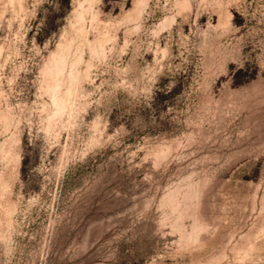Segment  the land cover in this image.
I'll return each instance as SVG.
<instances>
[{
    "label": "rangeland",
    "instance_id": "rangeland-1",
    "mask_svg": "<svg viewBox=\"0 0 264 264\" xmlns=\"http://www.w3.org/2000/svg\"><path fill=\"white\" fill-rule=\"evenodd\" d=\"M0 264H264V0H0Z\"/></svg>",
    "mask_w": 264,
    "mask_h": 264
},
{
    "label": "bare ground",
    "instance_id": "bare-ground-1",
    "mask_svg": "<svg viewBox=\"0 0 264 264\" xmlns=\"http://www.w3.org/2000/svg\"><path fill=\"white\" fill-rule=\"evenodd\" d=\"M88 10H89V9H88ZM82 19H84V17H83ZM82 19H81V20H82ZM88 20H90V18H89ZM85 21H86V20H85ZM94 21H95V20H94ZM94 21H93V22H94ZM82 22H83V20H82ZM82 22H81V23H82ZM83 23H85V22H83ZM80 25H81V24H80ZM82 26H83V25H81V27H82ZM84 26H86V25H84ZM79 28H80V27H79ZM80 30H81V29H80ZM82 30H84V29H82ZM84 32H85V34H86V28H85V31H83V33H84ZM80 33H81V32H80ZM85 34H84V35H85Z\"/></svg>",
    "mask_w": 264,
    "mask_h": 264
}]
</instances>
